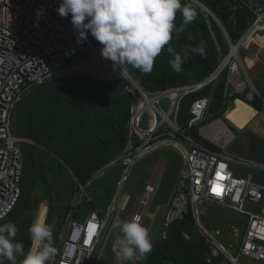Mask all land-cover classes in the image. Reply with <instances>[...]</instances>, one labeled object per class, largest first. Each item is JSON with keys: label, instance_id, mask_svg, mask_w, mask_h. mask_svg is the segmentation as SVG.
<instances>
[{"label": "built area", "instance_id": "1", "mask_svg": "<svg viewBox=\"0 0 264 264\" xmlns=\"http://www.w3.org/2000/svg\"><path fill=\"white\" fill-rule=\"evenodd\" d=\"M240 2L253 13L252 20L236 44L229 42V52L219 58L222 60L219 70L197 82L152 91L142 85L141 79L132 78L130 66L121 75L113 71L112 62L101 56L102 45L90 34L78 43L70 17L62 18L56 11L60 0H0V221L11 213L22 193L23 158L14 118L25 97L35 88L57 80L80 77L116 83L127 78V91L133 95L131 117L127 123V145L120 156L99 168L85 185L78 184V192L62 229L65 238L60 243L59 256L57 254L52 264H91V256L103 245L95 264L99 263L109 235L117 223L123 222L121 214L131 200L128 190L123 191L129 174L139 160L162 148L178 151L183 159L166 204L163 233L175 220L190 213L195 228L209 245V262L243 264L241 260L244 258L249 264H264V208L260 212L247 208L249 203L258 205L264 199V186L255 183L251 174L239 175L231 168L237 165L264 170V166L225 153L228 145H220L221 150L212 149L190 133L194 126H202V131L215 122L203 125L212 118L210 96L197 98L191 103L189 113L192 117L186 125L180 119L184 100L217 83L224 73V99L228 108L233 106V97L241 94L251 103L264 102V95L252 82L242 56V49L247 47L246 40L250 36L264 37V0ZM198 5L206 17L216 19L225 30L206 4L198 1ZM41 9L42 14L38 15ZM163 99L169 101L168 111L161 106ZM119 163L123 164L124 172L105 215L94 210L84 222L76 221L77 208L87 197L86 186ZM153 174L145 187L139 209L134 213L141 216V222L148 217L150 228L161 210L160 206L155 212L146 210L156 185L155 172ZM214 205L232 212L233 216L238 214L242 220L232 225L233 234L228 245L217 238L222 234L220 230H210L201 223L200 215ZM89 235V243H86ZM220 257L224 259H218Z\"/></svg>", "mask_w": 264, "mask_h": 264}, {"label": "trees", "instance_id": "2", "mask_svg": "<svg viewBox=\"0 0 264 264\" xmlns=\"http://www.w3.org/2000/svg\"><path fill=\"white\" fill-rule=\"evenodd\" d=\"M200 1L218 17L229 39L216 19L206 17L197 6L184 4L197 11V18L183 33L173 32L170 44L181 55L182 50L189 47V57L184 61L182 71L176 73L171 69L169 60L172 57L165 46L155 58L152 72L142 74L141 83L145 88L156 91L206 78L217 69L220 56L224 57L229 52V42L237 43L252 20L253 13L240 0ZM181 21L182 16L178 12L175 24L180 26ZM189 34L191 40L188 39ZM201 42L206 45L205 57L190 51ZM225 82L224 73L217 83L189 95L182 104L181 123L186 125L192 117L189 113L191 103L204 96L211 97L210 120L224 117L228 110L224 99ZM255 82L264 94V69ZM233 98L242 99L259 111L264 108L262 101L251 103L244 94ZM132 106L133 95L128 91L118 95H98L77 89L48 95L33 107L30 136L34 142L35 175L23 206L10 221L19 225L15 240L23 243L25 252L31 247L28 228L44 201L49 207L47 224L55 221L53 246L58 244L72 200L78 192V184L85 185L99 168L123 153L128 141L127 123ZM260 115L261 112L244 130L259 120ZM200 128V125L194 126L190 133L208 147L221 150L200 134ZM210 255L206 239L197 231L194 219L188 213L183 219L175 220L165 233L162 232L141 264H215L208 261ZM5 264L9 262L5 261Z\"/></svg>", "mask_w": 264, "mask_h": 264}, {"label": "clouds", "instance_id": "3", "mask_svg": "<svg viewBox=\"0 0 264 264\" xmlns=\"http://www.w3.org/2000/svg\"><path fill=\"white\" fill-rule=\"evenodd\" d=\"M42 11L39 10L38 15ZM56 11L62 18L70 17L78 43L90 34L101 44L102 58L111 61L113 71L120 75L129 66L132 70L151 73L155 58L165 46L172 57L169 60L172 71L181 72L190 54L189 47L182 50L183 55L177 52L170 44L172 34L183 33L198 15L192 7L182 5L181 0H60ZM178 12L182 16L180 26L175 24ZM188 39H192L191 34ZM190 51L205 57L206 45L201 42ZM211 122L213 120L203 125ZM141 219L140 215H133L116 224L120 234L113 242L112 251L129 264L153 249L149 229L141 223ZM17 231L14 223L0 224V264H5V261L9 264H52L58 250L53 246V227L43 217L37 216L28 228L31 247L27 252L23 243L15 240ZM90 237H87L86 243H89Z\"/></svg>", "mask_w": 264, "mask_h": 264}, {"label": "rangeland", "instance_id": "4", "mask_svg": "<svg viewBox=\"0 0 264 264\" xmlns=\"http://www.w3.org/2000/svg\"><path fill=\"white\" fill-rule=\"evenodd\" d=\"M256 47V44H252L250 47V51H254ZM242 55L246 60L248 53H245L243 51ZM161 106L164 110L168 111L169 101L167 99H163L161 101ZM224 118L225 116L221 119ZM14 119L15 121H17V113L15 114ZM214 120L217 119H213V121ZM226 123L233 131L234 138L230 145L225 148L226 150H224V152L234 158H241L243 160L251 161L256 165L264 166V110L261 112L260 118L255 122L254 126L252 125L246 130H239L230 125L227 121ZM203 136L206 137L205 135ZM207 140L210 141L211 139L208 138ZM182 165L183 159L178 151L172 150L170 148H162L148 154L146 157L139 160L136 163L135 167L132 169V172L129 174V180L126 183V188L123 191L128 190L131 200L128 204L127 209L121 214L122 221L130 219L139 209L140 200L144 195L145 187L154 176L152 168L154 166H157L154 171L156 175L155 190L151 194L150 202L146 210L149 212H155L158 206L161 207V210L158 213L157 218L151 228V221L148 217H145L141 222L149 229L152 243H154L158 239V237L162 235V221L166 212V204L169 202L171 197V191L173 188L172 182L176 174H179ZM231 168L235 173L239 175L251 174L255 183L264 186L263 169L237 165H232ZM123 172L124 166L123 164L119 163L118 165L109 168L104 176H100L94 179L89 185L86 186L87 197L85 196V198L82 199L79 207L77 208V211L75 213L76 221L84 222L87 216L95 209L105 215V213L107 212V206L113 200L119 188L118 182L121 179ZM247 208L255 212H260V209L264 208V199L258 205L249 203ZM232 214V212H228L225 208L214 205L211 206L207 212L200 215V220L201 223L210 230H220L222 234L217 238L224 245H228L230 243L229 238L233 234L232 225L240 223L242 221L238 214H234V216ZM37 216L43 217L45 219V222L47 223L49 218V207L46 201L40 203L39 208L35 213L34 220L37 218ZM54 223L55 221L52 220V227L54 226ZM16 226L19 229L18 223H16ZM119 234V229L117 227L112 230L107 239L103 254L98 264L117 263L119 258L113 253L112 245ZM64 238L65 232H61L59 242L55 246L58 250V256L60 252V243ZM54 241L55 240H53V242ZM102 246H100L99 252L102 249ZM99 252L91 256V264L96 263ZM144 258L145 256L143 258L136 259L135 261L131 262V264H135V262L136 264H141ZM241 261L243 264H249V261L247 259L243 258ZM121 264H129V262L122 260Z\"/></svg>", "mask_w": 264, "mask_h": 264}, {"label": "water", "instance_id": "5", "mask_svg": "<svg viewBox=\"0 0 264 264\" xmlns=\"http://www.w3.org/2000/svg\"><path fill=\"white\" fill-rule=\"evenodd\" d=\"M198 1L199 0H181L182 5L188 4L195 7L199 6ZM221 62L222 60H219V65ZM219 67L217 70H219ZM130 73L132 78L135 80H140L143 74V72L132 69ZM219 76L220 74H218V77ZM128 86L129 81L127 78H124L116 83H104L79 77L48 82L38 88H35L25 97L18 108L16 126L17 135L20 138L19 145L23 158V175L21 180L22 193L14 209L5 219L0 221V224L10 222L12 218L19 212L28 196L35 175V163L32 152V145L34 142L30 136V115L33 107L42 98L55 93L79 89L93 92L98 95H118L126 92ZM219 119L222 120L221 118Z\"/></svg>", "mask_w": 264, "mask_h": 264}, {"label": "crops", "instance_id": "6", "mask_svg": "<svg viewBox=\"0 0 264 264\" xmlns=\"http://www.w3.org/2000/svg\"><path fill=\"white\" fill-rule=\"evenodd\" d=\"M226 36H227V33H226ZM252 44H256L257 45V47H256V49L254 50V51H250V47H251V45ZM246 45H247V47H249V48H244V49H242L245 53L247 52L248 53V55H247V59L245 60V58H244V56H243V58H244V60L246 61V67H247V69H248V71H249V74H250V76H251V78H252V82L256 85V82H255V80H256V77L258 76V74L264 69V37H262L261 35H259L258 37H255V38H253L252 36H250L247 40H246ZM242 51V52H243ZM259 68V69H258ZM256 87L258 88V86L256 85ZM206 88V87H205ZM259 89V88H258ZM259 91L263 94V92L259 89ZM264 95V94H263ZM237 100H242V99H237ZM236 100V101H237ZM236 101H235V103H236ZM242 101H244V100H242ZM260 101V100H259ZM245 102V101H244ZM256 102H258V101H256ZM235 103H234V106H235ZM247 103V102H246ZM264 103V102H263ZM247 104H249V103H247ZM250 105V104H249ZM233 106V107H234ZM252 108H254L252 105H250ZM232 107V108H233ZM231 109V108H230ZM255 110H256V114H255V117L257 116V114H258V112H262L263 110H264V108H263V110L262 111H259L257 108H254ZM228 113V112H227ZM226 113V114H227ZM255 117H254V119H255ZM254 119L248 124V125H250L253 121H254ZM219 120V119H218ZM223 120V122L224 123H226V121L230 124V125H232L227 119H226V115H225V118L224 119H222ZM216 122H217V120H216ZM254 124L255 123H253L252 125L254 126ZM226 125H227V123H226ZM247 125V126H248ZM251 125V126H252ZM233 126V125H232ZM246 126V127H247ZM250 126V127H251ZM227 127H229L228 125H227ZM235 127V126H234ZM245 127V128H246ZM249 127V128H250ZM236 128V127H235ZM244 128V129H245ZM230 129V128H229ZM238 129V128H237ZM244 129H239V130H244ZM248 129V128H247ZM231 130V129H230ZM232 131V130H231ZM212 132V133H211ZM220 132H224L223 130H221L220 129V127L217 125V124H212V125H209V126H207V127H205L202 131H201V133H203V135H205L206 137H207V139L209 138V139H211L210 141L213 143V144H215V145H217V146H220V145H226V144H228V146L230 145V143L232 142V140H233V138H234V133H233V137H232V139L231 140H229L227 143H225V144H221L220 142H216V140H215V138H214V136L215 135H217L218 133H220ZM233 132V131H232ZM200 133V134H201ZM210 133H211V135H210ZM202 135V134H201ZM202 135V136H203ZM204 137V136H203ZM206 137H204V138H206ZM105 165V164H104ZM103 165V166H104ZM154 168V167H153ZM153 168H152V170H153ZM156 169V168H155ZM155 171V170H154ZM153 171V172H154ZM107 172V171H106ZM105 175V174H104ZM103 175V176H104ZM178 176H179V174H176V176H175V178H174V180H173V182H172V185H173V188H174V186H175V183H176V181H177V178H178ZM173 188H172V191H173ZM172 191H171V194H172ZM112 202V201H111ZM110 202V203H111ZM110 205V204H109ZM108 205V206H109ZM108 206H107V209H108ZM95 210H97V209H95ZM98 211V210H97ZM99 212V211H98ZM99 214L100 215H102V216H104V214L103 213H101V212H99ZM64 226V225H63Z\"/></svg>", "mask_w": 264, "mask_h": 264}, {"label": "bare ground", "instance_id": "7", "mask_svg": "<svg viewBox=\"0 0 264 264\" xmlns=\"http://www.w3.org/2000/svg\"><path fill=\"white\" fill-rule=\"evenodd\" d=\"M255 114H256V110L252 108L249 104H247L242 100H237L235 106L231 108L226 114V119L236 128L244 129L254 119ZM214 123L217 124L220 127V129L224 131L214 136L216 142L225 144L232 139L233 132L229 129V127H227L226 123H224L223 120L217 119V122L215 121ZM120 261L121 259H119L117 264H120Z\"/></svg>", "mask_w": 264, "mask_h": 264}]
</instances>
